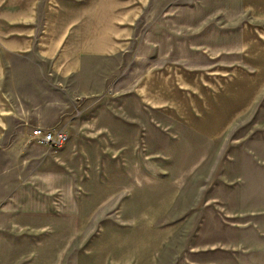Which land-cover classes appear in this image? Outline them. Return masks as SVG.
<instances>
[{"label":"crops","instance_id":"0c3cea01","mask_svg":"<svg viewBox=\"0 0 264 264\" xmlns=\"http://www.w3.org/2000/svg\"><path fill=\"white\" fill-rule=\"evenodd\" d=\"M150 4L0 0V264H241L264 0Z\"/></svg>","mask_w":264,"mask_h":264},{"label":"rangeland","instance_id":"374dc122","mask_svg":"<svg viewBox=\"0 0 264 264\" xmlns=\"http://www.w3.org/2000/svg\"><path fill=\"white\" fill-rule=\"evenodd\" d=\"M190 1L151 0L150 5L152 11H162L171 5L185 4ZM2 157L7 161L5 164L8 171H12L10 175H16L18 171L26 172L30 168L29 163H9V160H13L14 157L8 153L3 154ZM10 175L6 190H9L10 183H15L17 180H11ZM3 190L4 186L0 185V192ZM243 190L241 264H264V136L245 142ZM42 252L40 250V253ZM30 264H42V262L31 261Z\"/></svg>","mask_w":264,"mask_h":264},{"label":"built area","instance_id":"2783aa9c","mask_svg":"<svg viewBox=\"0 0 264 264\" xmlns=\"http://www.w3.org/2000/svg\"><path fill=\"white\" fill-rule=\"evenodd\" d=\"M32 138L49 149L62 148L68 141L69 135L62 130H43L36 128L32 131Z\"/></svg>","mask_w":264,"mask_h":264}]
</instances>
